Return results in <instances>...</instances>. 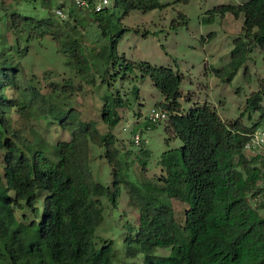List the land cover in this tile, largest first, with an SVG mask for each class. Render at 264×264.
<instances>
[{
    "label": "trees",
    "instance_id": "trees-1",
    "mask_svg": "<svg viewBox=\"0 0 264 264\" xmlns=\"http://www.w3.org/2000/svg\"><path fill=\"white\" fill-rule=\"evenodd\" d=\"M27 1L41 2L45 10L51 4V0ZM57 1L56 8L65 13V19L53 12L43 21L13 13L4 15L14 46L0 51V264H113V243L105 241L95 249L91 240L103 220L100 198L108 196L116 205L123 183L120 151L112 133L121 100H114L111 108L108 102L103 106L106 132L102 134L95 125L82 126L77 111L67 109L59 96L47 98L30 85L15 62L14 53L21 49L18 37L27 30L26 43L49 35L65 57L66 66L76 75L82 77L89 69L76 36L77 15ZM162 7L159 0H110V6L100 12H83L101 31L109 9L127 16L132 11ZM209 14L205 22L227 14L235 19L243 16L242 33L231 52L230 66L234 71L255 47L262 52L264 65V0L217 6ZM120 37L121 34L116 36L108 47V65L118 59ZM26 51L23 48L24 54ZM132 69L126 65L124 71ZM138 69L164 97V103L157 108L167 114L165 131L169 139L182 143L180 158L166 168L159 190L184 204L186 210L179 224L167 204L141 202L133 192L137 194L132 199L139 212L138 225L135 235L125 240L133 244V254L143 255L142 264H264V215L249 202L264 192L260 187L264 157L250 156L244 150L249 135L264 126V108L260 105L264 77L258 91L246 100V110H261V116L252 121L249 113L251 124L245 125L241 116L233 122H223L208 104H194L182 112L178 103L182 77L178 72L147 64L138 65ZM69 88L63 91L72 94ZM11 90L19 93L18 99H9L7 92ZM14 110L28 119H46L49 115L59 118L60 127L70 133L71 139L55 145V161L16 133L10 123ZM91 145L103 150L112 168L110 187L92 179L88 166ZM41 197L40 211L37 201ZM17 210L22 211L20 220L16 219ZM184 245L186 253L181 257L179 249ZM164 248L170 249L168 255L154 254Z\"/></svg>",
    "mask_w": 264,
    "mask_h": 264
},
{
    "label": "rangeland",
    "instance_id": "rangeland-1",
    "mask_svg": "<svg viewBox=\"0 0 264 264\" xmlns=\"http://www.w3.org/2000/svg\"><path fill=\"white\" fill-rule=\"evenodd\" d=\"M60 1L77 15L76 36L81 41L89 69L82 77L76 75L66 66L65 57L57 51V45L49 35L26 43L27 30L18 37L21 49L14 53L15 62L30 85L47 98L59 96L58 100L65 102L67 109L71 107L77 111L82 126L95 125L102 134L106 132V126L102 124L103 106L108 102L106 105L111 108L114 100H121L122 108L116 109L118 121L112 133L116 139L115 147L120 151L123 183L116 205L108 196L100 198L103 220L91 243L99 249L105 241H111L113 264H142L143 255H134L133 244L125 241L135 235L138 225L139 212L133 205L136 195L141 202L167 204L179 224L184 220L186 206L159 190L166 168L180 158L182 143L176 138L169 139L166 121L148 123L150 111L158 109L165 100L150 80L142 77L138 65L147 64L179 73L182 83L178 103L182 112H187L194 104H208L225 123L241 116L243 123L249 125V113L252 121L258 120L261 110L248 112L246 100L258 91L264 77L262 52L255 47L236 71L230 66L234 41L242 33L243 16L235 19L227 14L205 22L214 7L238 6L248 0H188L187 3L159 0L161 9L132 11L127 16L120 10L109 9L104 15L101 31L84 14V9H75L71 0ZM57 2L51 0L45 10L39 1L0 0V35H4L0 37V51L14 46L13 37L7 34L5 12L43 21L48 14L52 16L50 12L56 9ZM120 34L118 59L108 65V47ZM23 48H27L25 54ZM126 65L133 69L124 71ZM64 88H69L72 94L65 93ZM7 95L13 100L19 97V93L12 90ZM260 105L264 108V95ZM10 123L16 133L52 161L56 160L55 145L71 139L70 133L60 127L59 118L53 115L46 119H28L14 110ZM258 130L264 131V126ZM134 136L140 138L141 145L134 143ZM103 153L91 145L88 166L94 182L110 187L112 168ZM260 187L264 190V180ZM42 199L37 201L40 211ZM249 202L264 215V192ZM15 215L20 220L22 211L17 210ZM169 252V248H164L157 249L154 254L166 256ZM185 253L186 245L179 249L181 257Z\"/></svg>",
    "mask_w": 264,
    "mask_h": 264
},
{
    "label": "built area",
    "instance_id": "built-area-1",
    "mask_svg": "<svg viewBox=\"0 0 264 264\" xmlns=\"http://www.w3.org/2000/svg\"><path fill=\"white\" fill-rule=\"evenodd\" d=\"M74 5L79 9L94 10L100 12L110 6V0H93L90 4L89 0H73ZM53 13L62 19L66 18L65 13L59 9H55ZM152 124H157L161 121L167 120V114L160 109H152L147 117ZM140 138L134 136V143L139 144ZM245 152L250 156L264 157V131L257 130L250 134L248 141L244 145Z\"/></svg>",
    "mask_w": 264,
    "mask_h": 264
}]
</instances>
